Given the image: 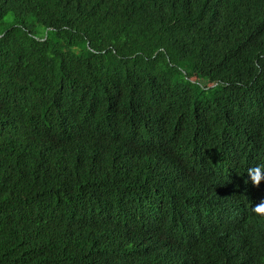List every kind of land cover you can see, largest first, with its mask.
<instances>
[{"label": "trees", "instance_id": "1", "mask_svg": "<svg viewBox=\"0 0 264 264\" xmlns=\"http://www.w3.org/2000/svg\"><path fill=\"white\" fill-rule=\"evenodd\" d=\"M258 164L264 0H0V264H264Z\"/></svg>", "mask_w": 264, "mask_h": 264}, {"label": "clouds", "instance_id": "2", "mask_svg": "<svg viewBox=\"0 0 264 264\" xmlns=\"http://www.w3.org/2000/svg\"><path fill=\"white\" fill-rule=\"evenodd\" d=\"M247 173H248V178L251 180L254 186L258 187L262 182L264 184V164H258L248 168ZM252 210L255 214L264 216V200H261L259 203L255 204V206L252 207ZM185 238H186L185 239L186 244L190 245L193 243V242L191 243L190 237L188 238L185 237Z\"/></svg>", "mask_w": 264, "mask_h": 264}]
</instances>
